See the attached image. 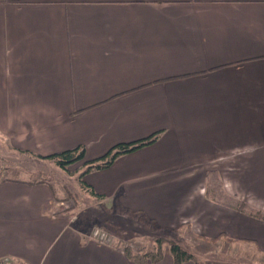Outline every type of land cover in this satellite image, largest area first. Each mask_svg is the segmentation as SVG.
<instances>
[{
	"label": "crops",
	"instance_id": "1",
	"mask_svg": "<svg viewBox=\"0 0 264 264\" xmlns=\"http://www.w3.org/2000/svg\"><path fill=\"white\" fill-rule=\"evenodd\" d=\"M155 133L84 175L104 196L87 191L93 204L264 254V221L235 208L264 213V0H0V134L12 149L83 147L84 172ZM57 201L47 181L0 179V259L135 264L83 238L99 210L78 222ZM149 264L174 263L167 250Z\"/></svg>",
	"mask_w": 264,
	"mask_h": 264
},
{
	"label": "rangeland",
	"instance_id": "2",
	"mask_svg": "<svg viewBox=\"0 0 264 264\" xmlns=\"http://www.w3.org/2000/svg\"><path fill=\"white\" fill-rule=\"evenodd\" d=\"M81 170L80 162L63 171L54 164L33 161L28 155L13 150L0 134V179L18 177L29 181H47L58 200V210L73 214L78 222L85 210H99L98 216L94 217L95 223L83 233L85 240L97 241L99 237L107 245L129 246L133 252H148L156 249L155 237H165L193 253L198 264H264V254L248 244H233L221 236L216 240L203 239L187 227L163 231L143 216L119 211L113 204H93L88 190L82 186L86 173ZM167 250L168 247L164 246L163 253Z\"/></svg>",
	"mask_w": 264,
	"mask_h": 264
},
{
	"label": "trees",
	"instance_id": "3",
	"mask_svg": "<svg viewBox=\"0 0 264 264\" xmlns=\"http://www.w3.org/2000/svg\"><path fill=\"white\" fill-rule=\"evenodd\" d=\"M158 134L159 133H155L146 139L136 141L133 143L118 144L114 146L102 157L97 158L93 161L86 162L85 163L86 169L83 172V174L91 170L107 169L112 165V163L118 156L134 152L137 149H140L144 146L154 143ZM19 152L21 154H26L30 156L34 161H41V160L50 161L54 164V166H56L57 168L63 171L68 170L70 166L76 164L77 162H81L85 156V149L83 147H76L73 149L51 154L49 156H40L28 151H19ZM81 182H82V186L85 189H87L89 193L93 195L97 200L104 199V196L102 194H98L94 192L92 187L86 184L84 181ZM51 189L53 188L51 187ZM235 208L241 212H248L249 215L264 221V213H262L261 211H248L246 205L243 202L237 203ZM218 238L219 237L211 240H216ZM154 240L156 242V249L148 252H145L143 250L133 252L129 246L117 247L116 244H111V245L108 244V245L120 250L128 258H130L135 264H149V263L159 262L163 258L164 246L168 247V250L173 257L174 264H183L189 261L198 264L196 256L193 253L186 250L185 248H183L182 246H180L176 241L165 237H155Z\"/></svg>",
	"mask_w": 264,
	"mask_h": 264
},
{
	"label": "built area",
	"instance_id": "4",
	"mask_svg": "<svg viewBox=\"0 0 264 264\" xmlns=\"http://www.w3.org/2000/svg\"><path fill=\"white\" fill-rule=\"evenodd\" d=\"M97 239H98L97 240L98 242L104 243L103 241L99 240V237ZM0 264H14V262L11 259H8V258H2V259H0Z\"/></svg>",
	"mask_w": 264,
	"mask_h": 264
}]
</instances>
